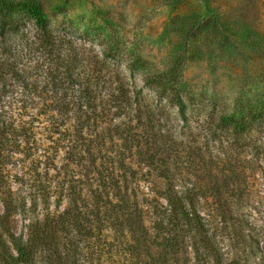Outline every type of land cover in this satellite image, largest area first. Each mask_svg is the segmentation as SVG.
<instances>
[{"label": "rangeland", "instance_id": "1", "mask_svg": "<svg viewBox=\"0 0 264 264\" xmlns=\"http://www.w3.org/2000/svg\"><path fill=\"white\" fill-rule=\"evenodd\" d=\"M2 1L38 4L50 27L57 30L53 33L55 41L61 36L65 50H71L72 43L71 47L80 52L71 75L74 80L61 86L64 73L57 69L55 54H50L56 46L44 45L27 14L0 9L1 119H15V126L19 120L36 119L33 130L40 146L36 155L39 158L45 159L40 154H52L56 144L55 167H51L48 179L61 192L51 198L52 210L59 195L65 200L57 212L66 207L64 192L68 186H74L81 198L89 200L99 198L100 193L105 195L106 170H113L120 193L126 192L124 195L130 198L126 205L132 204L133 208L137 202L144 212V224L150 229V198L159 190L150 180V130H122V125L115 130L114 126L125 116L108 117L96 130H69L71 135L62 129L48 130V105L61 98L83 99L81 91L90 89L93 94L97 92L96 114L101 116L100 102L108 98L102 85L107 87L109 80L114 87L122 84L127 95L137 100L139 109L146 114L142 116L146 123L150 104L157 100L146 80L167 70L172 56L180 52L175 46L186 43L183 40L189 34L191 44L185 53L182 81L192 92L184 99V118L175 107L164 109L166 114L169 111V124L174 123L176 133L181 134L180 154L174 159L176 175L200 199L202 213L211 221V230L216 229L217 238L222 240L220 246L229 258L233 254L229 236L233 233L228 231L235 228L248 234V224L264 229V123L251 133L257 138L256 147H260L253 169L248 164L251 155L245 154L250 152L247 141L236 142L219 129L222 116L249 103L252 91H264V0ZM111 41H115L116 50L112 58H106ZM138 117L128 112L127 121L133 118L134 125ZM70 145L77 151L89 149L85 161L65 156ZM96 146L102 148L100 155L91 151ZM232 168L240 174L236 186L245 198L248 195V205L244 203L238 209L230 204L231 216L222 220L218 195L221 194V202L230 195L235 178ZM97 186L102 187L100 193ZM211 216L214 220H210ZM27 224L20 215L10 220L15 235L26 236ZM222 227L225 230L220 232ZM260 238L263 240V236ZM263 245L264 240L260 246ZM249 261L264 264V250L254 252Z\"/></svg>", "mask_w": 264, "mask_h": 264}, {"label": "trees", "instance_id": "2", "mask_svg": "<svg viewBox=\"0 0 264 264\" xmlns=\"http://www.w3.org/2000/svg\"><path fill=\"white\" fill-rule=\"evenodd\" d=\"M0 9L7 13L27 14L37 26L44 45L57 48L50 49V54H55L53 60L57 69L64 73L65 80L60 81V85L74 80L71 75L80 52L71 47L72 43L71 50H65L61 36L55 41L53 33L57 30L50 27L41 6L0 0ZM188 38L189 34H185L183 41L186 43L175 46L180 52L172 56L167 70L154 73L146 80L157 94L155 103L150 104L146 123L142 120L146 114L139 109L137 100L133 101L127 95L122 84L114 87V82L109 80L106 81L109 83L107 87L102 85L108 91V98L100 102L101 116L96 114L99 106L97 92L93 94L90 89L81 91L83 99L64 101L61 98L48 105V130L62 129L68 131L67 134L69 130H78L80 133L82 130H96L108 117L124 116L125 120L116 124L115 130H120V125L124 126L122 130H150V180L153 187H159L157 194L150 198V229L144 224V212L138 203L134 202L133 208L132 204L126 205L130 198L124 195L126 192L120 193L113 170H106L105 195L99 192L102 187L97 186L99 198L89 200L81 198L74 186H68L64 192L66 207L57 212L65 200L59 195L52 210L51 198L57 191L61 192L60 187L52 186V180L48 179L51 167H55L56 144L52 154H40L45 159L39 158L36 155L40 146L33 130L36 119L19 120L15 126V119L7 122L0 114V264H249L250 255L264 250V245L260 246L264 229L248 224V234L235 228L227 232L233 233L229 236L233 252L229 258V253L220 246L222 240L217 238L216 229L211 230V221L202 213L200 199L176 175L178 169H175L174 159L180 154L178 139L181 134L176 133L174 123L169 124V111L166 114L164 109L175 107L184 118V99L192 92L182 81L185 53L191 44ZM115 50V41H111L106 58H112ZM252 94L249 103L240 105L233 114L222 116L219 123V129L230 134L236 142L247 141L250 152L245 154L251 155L248 159L250 169L255 166L257 149L260 148L256 147L257 138L251 133L255 131L254 127H262L264 123V91L261 94L252 91ZM128 112L139 116L134 125L133 118L127 121ZM67 148L65 156L85 161L89 149L77 151L73 145ZM91 151L100 155L102 148L96 146ZM86 170L89 172V168ZM233 175L231 193L225 199L229 202H221V194L218 195L222 220L230 218V204L239 209L248 199V195L245 198L243 191H238L236 186L241 179L237 169L233 170ZM17 215L28 221L26 236L15 235L10 228L11 218ZM210 220L214 217L211 216ZM224 230L222 227L220 232Z\"/></svg>", "mask_w": 264, "mask_h": 264}]
</instances>
